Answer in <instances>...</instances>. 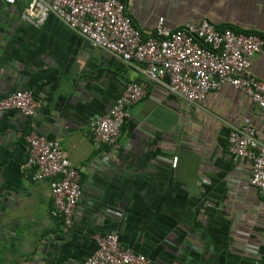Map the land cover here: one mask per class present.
I'll return each instance as SVG.
<instances>
[{
  "label": "crops",
  "instance_id": "obj_1",
  "mask_svg": "<svg viewBox=\"0 0 264 264\" xmlns=\"http://www.w3.org/2000/svg\"><path fill=\"white\" fill-rule=\"evenodd\" d=\"M29 0H0V99L30 91L35 117L0 113V264H81L96 237L153 264H264V201L248 183L251 164L227 152L231 127L251 124L264 139V110L223 87L193 105L154 82L144 65L92 48L53 15L20 18ZM144 37L163 17L176 29L202 20L264 38V0H126ZM251 75L264 82V57ZM129 82L145 86L129 107L118 141L96 147L89 124ZM60 142L83 195L66 227L53 218L48 181L24 167V136Z\"/></svg>",
  "mask_w": 264,
  "mask_h": 264
},
{
  "label": "built area",
  "instance_id": "obj_2",
  "mask_svg": "<svg viewBox=\"0 0 264 264\" xmlns=\"http://www.w3.org/2000/svg\"><path fill=\"white\" fill-rule=\"evenodd\" d=\"M14 5L16 0H3ZM126 0H29L20 18L41 25L53 15L85 39L92 48L105 51L124 64L142 63V73L154 82L167 79V90L189 104H199L209 93L233 88L264 110V82L251 73L255 56L264 57V38L250 32L218 30L206 20L172 29L163 17L151 35L143 36L127 14ZM146 94L141 82H129L103 115L89 124L96 147H111L119 139L129 107ZM40 102L30 91H15L0 99V113L16 111L36 116ZM24 167L33 169V181H48L51 216L66 227L72 225L83 195L78 170L66 157L59 141L30 132L24 136ZM227 152L250 162L248 183L264 201V139L251 124L231 127ZM97 248L81 264H153L147 257L122 246L114 233L96 237Z\"/></svg>",
  "mask_w": 264,
  "mask_h": 264
}]
</instances>
